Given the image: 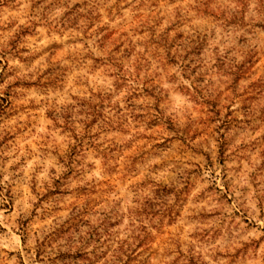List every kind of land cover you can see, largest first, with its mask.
<instances>
[{"label": "clouds", "instance_id": "clouds-1", "mask_svg": "<svg viewBox=\"0 0 264 264\" xmlns=\"http://www.w3.org/2000/svg\"><path fill=\"white\" fill-rule=\"evenodd\" d=\"M0 264H264V0H0Z\"/></svg>", "mask_w": 264, "mask_h": 264}, {"label": "rangeland", "instance_id": "rangeland-1", "mask_svg": "<svg viewBox=\"0 0 264 264\" xmlns=\"http://www.w3.org/2000/svg\"><path fill=\"white\" fill-rule=\"evenodd\" d=\"M110 39H115V37L113 36V37H110ZM159 131H161L160 129H157V130H154V132H159Z\"/></svg>", "mask_w": 264, "mask_h": 264}]
</instances>
